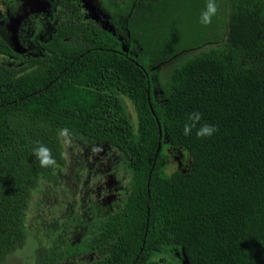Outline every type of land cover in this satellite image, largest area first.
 <instances>
[{
    "label": "trees",
    "instance_id": "trees-1",
    "mask_svg": "<svg viewBox=\"0 0 264 264\" xmlns=\"http://www.w3.org/2000/svg\"><path fill=\"white\" fill-rule=\"evenodd\" d=\"M58 2L49 51L0 61V264L28 241L35 195L62 182L60 129L115 146L132 171L126 201L93 236L96 257L71 264H166L174 250L190 264H264V0H216L208 26L207 0H106L136 40L128 50L84 19L82 0ZM0 53L15 54L1 39ZM194 111L211 137L183 135ZM38 144L54 167H39ZM60 218L40 225L53 245L38 264L80 247L95 254L86 235L72 244Z\"/></svg>",
    "mask_w": 264,
    "mask_h": 264
},
{
    "label": "flooded vegetation",
    "instance_id": "flooded-vegetation-1",
    "mask_svg": "<svg viewBox=\"0 0 264 264\" xmlns=\"http://www.w3.org/2000/svg\"><path fill=\"white\" fill-rule=\"evenodd\" d=\"M44 3L47 6L42 8L43 4H39L38 0H0V39L3 40L4 43H8L12 51L15 53L9 55L0 53V61H9L13 64L25 65L31 62L32 57H39L40 55H43L49 51V45L51 44L53 36L56 32L55 25L58 24L61 5L59 4L58 0H46ZM85 5H87L86 0H82L81 7L84 19L94 21L96 24L101 26H104L105 23H114L111 17L109 20H107V18L101 15V13L98 11V13L94 12V15L90 16V13L84 8ZM117 15L123 17L121 14ZM113 25L116 26L115 23ZM119 38L121 39L123 46V36L122 38L119 36ZM126 106L132 107L130 104H126ZM98 145L100 147V143H98ZM105 152L106 153L103 156H97V158H99V163L96 165V167L98 166L97 168L95 167L94 169H86L84 170V173H81V170L85 165H83V167L79 166L80 171L76 173L77 178L75 177L76 181L74 182V184H78V189L74 190L73 198L70 203L64 204V202L61 200L63 204L61 206L58 205L57 203L60 202V197L56 195L52 188L46 192V194L48 196L55 197L53 204L44 203L46 202L44 199H37L41 201L36 203L37 208L40 209L41 212L40 215H37V220L40 222L39 226L43 222V228L45 222L48 223V221L51 220V228L50 225H48V229L54 230L56 228L54 227V224L57 222V217L61 216L60 219H64L65 222L63 228L67 230L66 232L73 245H81V237L86 235L87 238H92L95 246V250L93 251L95 254L87 252L80 247L78 249V257L69 256L59 263H57L55 258L52 257L51 264H71L73 263L72 261H88L92 258V260H94L96 257V252L99 250L96 248V241L93 236H98L96 234L99 233H105L106 230L103 218H107L109 214L114 213L123 204V202L126 201L131 191L132 171L128 170L124 166V155L112 145L107 146V151ZM116 162L120 163L118 170H123L126 172L125 180L118 182L115 179L116 186L110 189V181L112 178L114 179L115 170L113 168ZM179 165H181V162ZM99 166H104V168L102 169ZM64 174H62L61 177ZM92 178L94 183L90 186V189L87 190L85 195H82V191H79L80 180L84 185L86 184V180L89 182L90 179L92 181ZM108 179L109 181H107ZM71 180L72 176L69 178V181ZM66 183L67 185H70L67 181ZM59 185L63 186V182H61ZM113 192L115 194V198L112 199L111 195ZM92 194L95 195V201L91 203V200L89 199L87 202L86 197H90ZM102 199L104 202L101 201ZM107 202H111V204L106 205ZM55 205L60 206L58 208L59 211L63 212V215H56V213L53 212V216L50 217L51 210L46 211L45 206L51 207L53 210L57 211ZM31 217L32 224L29 225L30 232L28 240L31 239L32 235L30 233L35 227L34 212ZM38 228L39 229H37L35 239L38 241L37 245L45 249L41 254L43 255L45 252H48V247L53 245V241L50 240L49 235H43L44 232L41 231L42 229L40 227ZM174 251L173 257L169 258L170 260L166 264H190L189 260L183 256L180 251ZM39 253H37L36 256H38ZM36 264H38V257L36 258ZM151 264L158 263L154 262ZM160 264L162 263L160 262Z\"/></svg>",
    "mask_w": 264,
    "mask_h": 264
},
{
    "label": "rangeland",
    "instance_id": "rangeland-1",
    "mask_svg": "<svg viewBox=\"0 0 264 264\" xmlns=\"http://www.w3.org/2000/svg\"><path fill=\"white\" fill-rule=\"evenodd\" d=\"M44 1H46V0H38L39 4H43L42 8H45L47 6L44 3ZM122 1L123 0H120V2H122ZM86 2H87V5H85L84 8L90 13V16L94 15V12H96V13L99 12V13H101V15H103L105 18H107V20H109L111 17L112 21L114 19L115 20L118 19L122 23L121 26L119 27L120 32H118V30L116 29V26H114L111 23H105L104 26H106L108 28H112L111 31L117 35L119 34L121 38L123 36V47L128 50V48L130 46H132L133 41L135 42L136 40L132 41V39H130V34L128 31V28L126 27L127 21L123 17L112 12L108 8L106 0H86ZM99 17H100V15H99ZM129 108L132 112H134L133 107H129ZM68 140L70 141L69 143H67L68 164L64 168L63 174L64 173L65 174L61 177L62 182H63V186H61V185L55 186L51 183L48 184L50 186V188H52L54 190L56 195L60 197V199L64 202V204L70 203L72 201L74 190L78 189V184H74V182L76 181L75 180V177L77 178L76 173L80 171V167H83V165H85L82 168L81 173H84L85 172L84 170H86V169H94L96 167V165L99 163V158H97V156H103L106 153L105 151H107L106 146L100 145V147H99L97 142H95L93 140H89L87 138H69ZM119 164H120L119 162H116L114 164L113 169L115 170V172H114L115 174H114V179L112 178L110 181L111 182V185L109 186L110 189L114 188L116 186L115 179L118 182H122L125 180V173L126 172H124L123 170H121V171L118 170ZM100 168L103 169L104 166H102ZM99 172H102V171H99ZM106 173H108V172H106ZM71 176H72V180L69 181V178ZM66 181L70 185H67ZM107 181H109V179ZM87 182H88V180H86V184H84V185H83L81 180L79 182V191H82V195H85L87 190L90 189V186L94 183V180L92 178V181L90 179L88 184H87ZM39 196H41V193H38L37 197L35 195V198L33 201L34 202V211H33L34 212V226L36 227V230H35V227H34V229L31 230V233H30L32 235L31 239H29L25 243L23 248L15 251L9 255V257L7 259V264H36V258H37L36 254L39 252L42 253L45 250V249H43L37 245L38 241H37V239H35V236L37 234V229H39L38 227H40L39 226L40 222L37 220V215H40L41 212H40V209L37 208V204H36L38 202H41V201L37 200V199H39L38 198ZM54 198H55L54 196H48L46 193H44L40 199L46 200V202H44V203L53 204ZM111 198L112 199L115 198L114 192L111 195ZM89 199L91 200V203L94 202L95 201V195L92 194L90 197L87 196L86 201L88 202ZM101 201L104 202L103 199ZM110 204H111V202L106 203V205H110ZM90 207H91V204H90ZM45 209H46V211H49V210H51V207L45 206ZM87 214L90 215L89 213H87ZM51 216H53V213L50 214V217ZM30 218H32V217H30ZM31 224H32V219H30L29 225H31Z\"/></svg>",
    "mask_w": 264,
    "mask_h": 264
},
{
    "label": "clouds",
    "instance_id": "clouds-1",
    "mask_svg": "<svg viewBox=\"0 0 264 264\" xmlns=\"http://www.w3.org/2000/svg\"><path fill=\"white\" fill-rule=\"evenodd\" d=\"M218 12V5L216 0H207L205 9L201 12L199 23L204 26H208L212 23V17ZM156 90H154V93ZM202 119V114L200 112L194 111L188 114L187 120L183 126V135L190 136L195 129V134L198 139H203L206 137H211L217 129L215 126L204 123L200 124ZM69 132L68 129H60L58 131V138H62L65 144L69 143L68 140ZM66 156V153L64 154ZM33 156L41 168L54 167L57 163L56 159L52 155V151L49 147L38 144L36 148L33 149Z\"/></svg>",
    "mask_w": 264,
    "mask_h": 264
},
{
    "label": "water",
    "instance_id": "water-1",
    "mask_svg": "<svg viewBox=\"0 0 264 264\" xmlns=\"http://www.w3.org/2000/svg\"><path fill=\"white\" fill-rule=\"evenodd\" d=\"M104 28H106V29H109L110 31H111V29L112 28H108V27H106V26H103ZM124 48V47H123ZM125 49V48H124ZM126 50V49H125ZM156 92V91H155ZM152 110H153V108H152ZM153 112H154V110H153ZM155 113V112H154ZM158 120V119H157ZM158 123H159V126H160V135H162V126L160 125V122H159V120H158Z\"/></svg>",
    "mask_w": 264,
    "mask_h": 264
}]
</instances>
